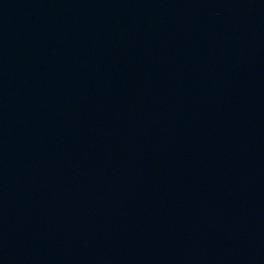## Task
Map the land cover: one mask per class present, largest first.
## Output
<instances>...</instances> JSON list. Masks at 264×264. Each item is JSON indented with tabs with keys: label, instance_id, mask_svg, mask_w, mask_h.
Returning a JSON list of instances; mask_svg holds the SVG:
<instances>
[{
	"label": "water",
	"instance_id": "water-1",
	"mask_svg": "<svg viewBox=\"0 0 264 264\" xmlns=\"http://www.w3.org/2000/svg\"><path fill=\"white\" fill-rule=\"evenodd\" d=\"M0 264H264V0H0Z\"/></svg>",
	"mask_w": 264,
	"mask_h": 264
}]
</instances>
